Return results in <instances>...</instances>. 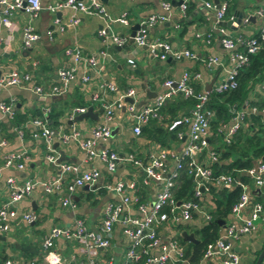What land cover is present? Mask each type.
<instances>
[{
	"label": "crops",
	"instance_id": "obj_1",
	"mask_svg": "<svg viewBox=\"0 0 264 264\" xmlns=\"http://www.w3.org/2000/svg\"><path fill=\"white\" fill-rule=\"evenodd\" d=\"M57 1L60 0H39L40 9L35 18H30L25 10H19L11 17L12 29L0 26V75L15 70L28 74L30 78L24 87L7 86L0 90V103H10L13 111V116L9 117L0 110V204L8 196L6 186L8 177L16 183L28 179L37 182L31 192L24 195L15 205L19 212H32L35 220L30 224L24 222L14 224L13 221L8 231L0 233V261L4 257L11 259L14 264L40 260L43 253L41 239L51 227L70 228L75 219H79L88 229L96 231L103 215L104 204L115 199L112 191L104 189V184H113L117 180L134 182L142 201L147 203L152 201L160 187L158 182L149 179L146 184H141L139 169L124 160L119 161L113 173H109L98 158L85 160L75 140L63 141L61 136L77 131L82 138L89 137L91 129L102 124L103 112L95 98L98 96L104 102L110 103L128 89H132L133 97H125L119 101V106L113 108L112 117L107 124L110 135L106 140L97 141L95 149L107 148L115 151L120 157L132 154L142 163L147 161L149 154L164 152L166 170H171L174 157L178 156L186 141V127L182 126L184 130L181 137L177 136L166 146H159L147 138L142 131L153 123L151 120L141 127L139 135L132 133L133 121L128 111L130 103H133L135 109L150 104L155 95L163 90V81L177 80L183 71L198 74V77L192 80L197 91H205L208 84H211L212 88L224 76L227 65L225 62L227 52L220 44L221 35L217 27L220 25L231 36L251 37L261 24L260 18L252 16L251 13L255 7L264 2V0H231L227 7L229 14H225L223 20L217 24L213 11L204 8L202 0H99L109 17L124 15L127 23L120 24L106 21L101 16L84 15L70 9L50 12L47 7ZM164 1L169 3L168 10H164L160 5ZM182 1L186 2L184 15L179 7V2ZM208 1L218 6L224 0ZM235 13L241 15L238 21L234 20ZM152 14L164 16L165 20L148 26L146 43L160 39L174 48L190 50L195 54L196 59L159 60L151 57L146 46H136L130 42L132 27L135 24L139 25ZM27 23L33 26L38 39L31 47L25 49L21 44L20 29ZM101 29L106 34L112 33L121 37L123 44L116 46L107 38L100 36ZM75 49L95 61V66H87L85 69L88 75L87 81L81 78L85 71L78 68L75 79L70 82L65 93L58 96H42L35 93L33 86L47 90L58 84L57 69L70 64V58L65 51ZM207 56L218 57L223 62L222 66L211 70L206 68L200 59ZM129 59L132 63H128ZM101 82L112 84L114 90L101 93L98 88ZM256 89L257 85L249 96ZM180 97L179 94L171 96L160 109L161 119L166 120L164 126L172 120L169 118V109L177 116L185 114L189 109L186 105H178L181 101ZM76 106L85 109L91 107L93 115L78 120L77 116L80 113H77L69 118L68 110ZM58 112L61 113L50 120L57 125L49 126L47 123L49 113ZM38 118L44 120L53 130L49 145L51 152L47 151L40 137L32 136L37 131L33 120ZM219 144L220 139L213 140L208 147ZM8 154L20 155L19 161L22 167L3 168L2 164ZM49 154L56 156L57 161L61 163L76 164L82 170L96 169L100 176L93 184L75 188L68 194L64 183L71 178V174H66L58 192H46L41 183L52 181L57 173V170L46 160V155ZM207 157V151H204L198 156V160L203 163L207 161ZM246 179L244 182L249 189L250 201L242 210V216L248 215L253 201L261 203L264 216V187L256 189L251 180L247 177ZM67 195L77 206L75 213L60 205L61 198ZM201 205L205 211L209 209L207 202H202ZM97 206L100 208L98 215L93 216L92 212L85 214L86 208ZM228 220L227 216L225 220L220 221L222 224L218 237L222 235L223 227ZM203 223L205 221L200 213H192L190 220L183 223L187 225V229H181L179 232L193 234V230ZM170 232L171 228L167 223H162L158 227L161 239L167 238ZM193 236L195 238L194 234ZM72 242L75 244L73 247L70 245ZM229 242L231 249L238 255L239 264H255L264 246V218L257 219L248 233L239 235ZM126 243L117 226L109 246L104 250H98V254L103 260L118 264L123 258ZM78 246L79 243L74 239L59 236L54 240L53 249L63 259L80 264L83 257L77 251ZM24 247L28 249H22ZM180 247L184 250L185 245L180 244ZM110 252L119 255V262L113 261V256H109ZM217 261L218 257L214 255L205 259L204 264H214ZM259 264H264V255Z\"/></svg>",
	"mask_w": 264,
	"mask_h": 264
},
{
	"label": "built area",
	"instance_id": "obj_2",
	"mask_svg": "<svg viewBox=\"0 0 264 264\" xmlns=\"http://www.w3.org/2000/svg\"><path fill=\"white\" fill-rule=\"evenodd\" d=\"M231 0H224L218 6H214L208 0H202L204 8L213 11V17L217 24L223 20L228 3ZM161 7L168 10L169 3L161 2ZM181 13L184 15L186 2L182 1L179 5ZM40 9L39 0H0V26L12 29L11 17L19 10H25L30 18H35ZM47 9L50 12L60 9H70L79 11L84 15H97L109 22H118L126 24L127 20L124 15L120 17H109L99 0H60ZM252 16L260 18L261 24L257 32L264 33V2L252 11ZM231 19V18H229ZM165 20L161 15H150L145 20L141 21L135 31L132 42L136 46H146L151 57L164 60L172 58L179 60L181 58L196 59L194 53L186 48H174L168 42L157 39L150 43H146V29L148 26ZM246 20V18H244ZM59 29H61L59 27ZM219 41L221 46L226 50L224 76L217 81L210 90L215 92H224L234 89L237 85L236 75L248 63V56L255 54L259 49V44L256 39L251 37L244 38L240 35L231 36L227 34L223 27H217ZM21 44L23 48H29L38 39L33 26L27 23L20 29ZM256 32V33H257ZM51 31L49 32V35ZM99 35L107 38L116 46L123 44V39L115 34H106L102 29ZM6 41V40H5ZM240 48V49H239ZM65 54L70 58V64L67 67L57 69L56 75L58 84L44 90L40 86H33V91L42 96H58L66 92L70 82L75 79V74L78 68L84 71L87 66H95V61L92 57L84 56L79 50H66ZM200 61L209 70L218 66H222L223 62L216 56H207L201 58ZM128 63H132L129 59ZM198 77V74L183 71L177 80L166 79L163 81V90L157 93L152 102L140 109H135L133 103H130L128 111L133 121L132 133L139 135L141 127L150 120L159 121L161 119L160 109L165 101L175 94H179L182 98H191L193 104L185 114L179 118L172 119L166 123L167 130H172L178 125L186 127V141L182 146L178 156L174 157V165L171 170H166L165 160L166 153L149 154L146 162L134 158L132 154H126L120 157L115 151L110 149H95L97 141L106 140L110 135L108 122L113 113V108L119 106V101L125 97L132 98L134 92L128 89L124 94L118 96L114 102L106 103L102 98L96 97L102 109V124L93 127L89 137L82 138L77 131L70 134H63L61 139L68 141L73 139L76 141L79 150L83 153L85 160L98 158L109 173H113L119 161L135 166L140 171L141 178L139 182L146 184L151 179L158 182L160 187L155 193L152 201L147 203L139 201L136 195L137 187L134 182H125L117 180L113 184H104L106 190L114 193L115 199L107 201L103 207V215L100 219L99 226L96 231L88 229L81 220L75 219V222L70 228L51 227L41 239V248L43 249L40 260H31L24 264H76L71 260H66L60 257L53 249L55 238L63 236L67 239H74L79 243L77 251L82 255L83 260L80 264H112L100 258L98 250L106 249L113 236L115 227H119L121 235L126 239L127 243L124 248L123 258L118 264H135L142 261V264H191L184 256V250L180 247L177 235L179 231L177 225L183 224L190 220L192 213H200L204 221H208L210 216L203 206L199 203L202 194L206 192L208 186H213L217 189L239 188L237 199L233 202L230 208L229 220L223 227V233L217 237L214 242L206 243L200 259L192 264H204L205 259L216 255L218 261L214 264H239L238 255L231 249L229 240L236 238L239 235L248 233L254 226L257 219H263L262 205L258 201H253L250 206L249 213L246 217L242 216V210L250 201V194L247 184L240 180L237 176L231 174L219 173L212 174L210 164L216 160L213 152L208 151L209 119L212 117V112L205 108L207 100V91H197L192 87V80ZM82 80L87 81L88 75L85 72L82 74ZM29 75L19 73L12 70L6 74L0 75V90L7 86L24 87L29 81ZM101 93L111 92L114 86L109 83L101 82L98 86ZM264 88V83L262 84ZM12 105L0 103V110L12 117ZM237 110L230 122L223 125V141L227 142L228 138L238 129L241 119L245 111ZM85 107L76 106L68 110V117L72 118L77 113L85 112ZM254 111L253 109H251ZM264 116V110H262ZM33 124L37 128L32 136L40 137L49 150L53 130L47 126L44 120L34 119ZM181 137V133H177ZM207 151V161L203 163L198 160V156ZM18 154H8L2 164L3 168L22 167L19 161ZM46 160L51 166L57 170L55 178L50 182H43L44 191L58 192L61 188L63 178L66 174H71V178L64 183V188L68 194L73 192L75 188L83 185L93 184L100 176L96 169L82 170L76 164L61 163L57 161V157L46 155ZM185 169L187 175L191 179L192 196L195 200H183L180 202L173 201L171 189L174 184V179L177 177L180 170ZM252 182L256 189L264 187V154L256 162L240 171ZM39 183V182H38ZM37 185L35 180H25L21 183H16L11 177L6 179L8 190L7 199L0 204V233L9 230L12 222L14 224L24 222L30 224L35 220V215L32 212H19L16 210V203ZM60 205L75 213L76 204L67 196L61 198ZM167 208L169 214L164 209ZM16 221V222H15ZM162 223H167L171 228L170 235L161 239L158 234V227ZM0 264H14L11 259L5 258L0 261Z\"/></svg>",
	"mask_w": 264,
	"mask_h": 264
},
{
	"label": "trees",
	"instance_id": "obj_3",
	"mask_svg": "<svg viewBox=\"0 0 264 264\" xmlns=\"http://www.w3.org/2000/svg\"><path fill=\"white\" fill-rule=\"evenodd\" d=\"M225 14H229L228 8ZM252 36L259 44V49L255 54L248 56L247 65L237 73L236 87L219 93L210 90L205 102V108L212 112V117L209 119L210 136L208 137V144L212 143L213 140L220 139L219 145L208 147V151L213 152L216 157V160L210 164L212 174H231L242 181L247 179L240 171L252 166L264 154V120L262 115V110H264V88H262L264 83V33L261 36L257 32ZM191 85L197 92L196 87L193 84ZM255 85H257L256 91L249 96ZM180 99L179 106L186 105L191 107L194 102L191 98L184 99L180 97ZM244 107H246V112L241 119L240 126L228 138L227 142L223 141L224 133L221 128L230 122L235 111L242 110ZM168 112L170 119L179 118L183 115L177 116L171 109ZM60 113H49L47 118L49 126L50 124L57 125V123H51L50 120L54 119L55 116L57 117ZM151 121L153 123L142 131L147 138L159 146H166L169 141L176 139L178 132L182 134L184 130L182 127L184 125H178L172 130H167L164 126L166 120L163 119ZM171 192L175 202L188 199L195 200L192 196L191 179L184 168L179 171L174 179ZM238 194V187L227 190L208 186L206 192L197 200L200 204L207 202L209 207L207 213L210 216L208 221L193 230L197 242H183L179 235L176 237L180 244L185 245L184 256L189 263H196L203 253L205 244L214 242L217 239L220 228L218 222L225 220L229 216L231 205L237 199ZM136 195L139 197V201H142V197L139 196L137 191ZM164 211L169 214L167 208ZM176 229L178 231L187 229V225L179 224ZM3 259L5 258L3 257L1 260ZM135 264H142V261L140 260Z\"/></svg>",
	"mask_w": 264,
	"mask_h": 264
},
{
	"label": "water",
	"instance_id": "obj_4",
	"mask_svg": "<svg viewBox=\"0 0 264 264\" xmlns=\"http://www.w3.org/2000/svg\"><path fill=\"white\" fill-rule=\"evenodd\" d=\"M179 3H181V2H179ZM240 16H241V15H240L239 13H235V18H234V20L238 21V19L240 18ZM228 23H229V21H228ZM137 28H138V25H137V24H135V25L132 27V32H131V34H130L131 37H133V35H134V30H136ZM130 42H132V38H131ZM210 89H211V84H208V86L205 88V91L209 92ZM90 115H93V114H92V112H91V107H88V108H86L85 112L80 113V114L77 116V119L79 120V119H81V118H83V117H85V116H90ZM218 223H219L220 225L222 224V222H218ZM179 235H180L182 241H187V242H191V243H196V242H197V240L194 238V236H193L192 233H186L185 231H181V232L179 233ZM22 249H28V248H27V247H24V248H22ZM263 255H264V246H263V248H262L260 254H259L258 257H257L255 264H259V262L261 261Z\"/></svg>",
	"mask_w": 264,
	"mask_h": 264
},
{
	"label": "rangeland",
	"instance_id": "obj_5",
	"mask_svg": "<svg viewBox=\"0 0 264 264\" xmlns=\"http://www.w3.org/2000/svg\"><path fill=\"white\" fill-rule=\"evenodd\" d=\"M99 207L97 206V207H93V208H86L85 210H84V212H85V214H88V212H92L93 213V216H96V215H98V213H99ZM92 216V217H93ZM85 223V222H84ZM70 245H72L71 247H73L75 244L72 242ZM117 252V251H116ZM109 256H113L112 258H113V261L114 262H119V255L118 254H112L111 252H110V255Z\"/></svg>",
	"mask_w": 264,
	"mask_h": 264
}]
</instances>
